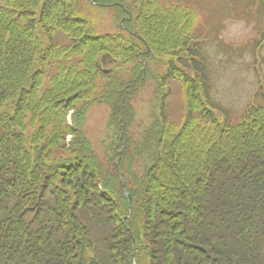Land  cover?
I'll return each mask as SVG.
<instances>
[{"label":"trees","instance_id":"obj_1","mask_svg":"<svg viewBox=\"0 0 264 264\" xmlns=\"http://www.w3.org/2000/svg\"><path fill=\"white\" fill-rule=\"evenodd\" d=\"M117 1L133 34L97 32L78 0H0V264H264V97L235 115L211 97L189 0ZM161 3L170 35L144 19ZM164 52L179 127L152 69ZM148 82L156 115L135 139Z\"/></svg>","mask_w":264,"mask_h":264},{"label":"rangeland","instance_id":"obj_2","mask_svg":"<svg viewBox=\"0 0 264 264\" xmlns=\"http://www.w3.org/2000/svg\"><path fill=\"white\" fill-rule=\"evenodd\" d=\"M171 1L179 2V0ZM102 2L110 1L102 0ZM189 3L196 12L195 23L200 33L198 42L205 57L206 69L209 72L211 97L228 107L232 115L239 114L253 100L256 101L264 97L262 94L259 98H253L255 92L259 94L264 89V5L257 0H189ZM76 7L78 12L83 13L95 23L97 32L121 33L122 30L119 29L117 20L123 18L125 21L132 17V13L117 12L114 7L95 8L89 0L76 2ZM163 7L164 4L161 3L158 8L154 9L157 13L152 9L151 15L144 17L148 22L147 26H151L154 32L157 31L156 35L161 33L160 27H164V32L170 35V32L175 33L174 30L179 29L182 25V23L174 22V18L170 19L166 15L160 14L164 13L162 12ZM132 11L134 16L136 11ZM175 18L179 20V17L175 16ZM40 20H43L42 17ZM164 23L166 25H163ZM170 55L171 52H164L162 63H157L152 66V69L168 86L169 96L165 100L168 122L179 127L186 116V97L182 84L166 79L169 77V72L166 73L168 71L166 61ZM149 83L134 99L135 115L128 130L135 139L138 130L144 128L156 115V98L159 93H155ZM197 99V108L194 113L197 112L198 116L202 110V103L200 98ZM107 119L108 108L106 105L92 106L87 119L90 124V134L93 136L100 132L103 136ZM67 121L69 125L72 123L69 114ZM97 137H100V134ZM102 149V146H99V150ZM138 159L143 173L146 172L150 166L148 151H140Z\"/></svg>","mask_w":264,"mask_h":264}]
</instances>
